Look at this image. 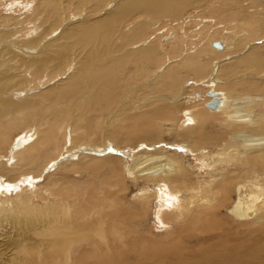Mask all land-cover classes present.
I'll list each match as a JSON object with an SVG mask.
<instances>
[{
  "label": "bare ground",
  "instance_id": "obj_1",
  "mask_svg": "<svg viewBox=\"0 0 264 264\" xmlns=\"http://www.w3.org/2000/svg\"><path fill=\"white\" fill-rule=\"evenodd\" d=\"M111 1L36 0L30 26L34 34L20 40L24 43H19L14 38L16 33L9 31L0 20V145L5 144L11 132L30 123L14 142L12 156L5 160L0 155V177L7 183L16 182L26 174L33 175L29 180L37 179L52 164L44 173V177H49L57 166L55 159L64 153L69 156L66 162L84 155L93 162L110 158V147L119 144L109 142V129H116L122 118L127 119L128 111L142 112L143 119L146 115L150 117L146 122L148 130L164 125L169 134L189 141L185 147L195 151L207 171L206 176L204 180L191 182L178 157L139 142L146 147L135 149L131 167L123 166L120 171L147 184L136 193L137 200L142 202V211L112 202V197L102 194L103 191L97 193L91 184L81 189L86 192L84 195L74 188L68 193L66 199L76 204L72 210L50 203L54 196L62 197L60 188L65 183L45 192L40 206L34 205L28 195L23 196L24 191H30L31 197L38 198L32 180L22 178L21 183L11 186L0 183V236L5 233L2 227L6 222L13 224L11 228L17 238L10 240L11 243L4 241L10 245L9 249L0 243L6 249L0 255V264H62L71 260L72 252L78 264H83V260L85 264H121L135 250L134 264H142V249L147 244L141 235H136L132 219L143 218L153 198L159 201L154 211L158 222L173 231L171 238L161 241L158 248L154 246L155 240L147 245L145 252L149 250L151 254L143 264H153L156 260H160L156 264H264V116L256 112V108H264V76L257 78L261 83L254 87L251 85L254 65L244 71L240 66V63L250 65L253 54L246 52L237 56L232 52L223 60L238 57L233 59L237 63L210 64L208 53L226 55L228 41L208 38L196 50H189L185 43L183 52V37L154 30L159 26L155 21L161 18L164 22L178 19L180 22L176 24L182 26L189 24L191 19L183 12L192 5L191 0H113L110 6ZM84 8H88L87 14L104 13L98 18L96 15L91 22L75 21V18L65 24ZM134 13L141 17L131 19ZM249 21L247 25L252 26L253 20ZM62 23L63 29L57 33ZM149 28L156 32L154 37L145 35ZM154 40L159 41L158 46ZM47 44L50 45L45 49ZM166 48L179 53L172 63L161 53ZM43 49L46 51L41 52ZM166 60L169 62L163 65ZM149 62L157 64L153 73L143 66ZM131 63L134 69L126 70ZM175 64L177 68L173 67ZM256 66L264 71L263 63ZM181 67L207 81L204 98L207 111L198 107L185 111L184 108V119L177 123L182 101L187 100L189 93V88L183 85L185 81L178 79L179 76L173 77ZM25 70L30 80L44 70L46 84L57 78L61 81L44 93L33 92L29 96L23 93L22 97L18 86L25 79L19 80L18 75ZM222 71L226 78L218 80ZM133 75L142 77L139 85L144 91L139 97L137 92L129 93V85L134 87ZM243 80L248 89L236 91L235 86L243 85ZM223 83L232 84V88L221 90ZM151 87H156L154 93L163 90L165 94H146ZM41 101L45 102L44 107L39 106ZM210 114L222 116L221 134H213L208 129L214 123V116ZM92 117L94 122H87ZM152 117L159 118L158 122ZM135 118L138 122L143 120ZM100 131L102 145L91 144V137ZM152 135L153 132L142 139L153 142ZM44 150L56 157H50L39 169L37 159ZM17 174L20 176L13 179ZM149 184L153 188H148ZM105 186L112 187L108 183ZM179 231L183 234L175 240L173 234ZM187 237L195 238V242L204 239L192 247L199 250L195 259L178 255L168 246Z\"/></svg>",
  "mask_w": 264,
  "mask_h": 264
},
{
  "label": "rangeland",
  "instance_id": "obj_2",
  "mask_svg": "<svg viewBox=\"0 0 264 264\" xmlns=\"http://www.w3.org/2000/svg\"><path fill=\"white\" fill-rule=\"evenodd\" d=\"M111 2H110L111 3L110 6L113 4V0ZM35 3H36V0H32L31 3L23 2L21 0H0V20L3 21L2 24L7 25L6 27L9 31L16 33L14 38H16L19 41V43L21 42L24 43V41L20 42V40H26L32 37V35L34 34V31L32 27L30 26L33 25L31 16L33 13L32 11L35 6ZM191 4L192 5L183 12L184 16H188L191 19L189 24L182 26L181 24L179 25L176 24V22L178 21L180 22V20L178 19L177 20L170 19L164 22V20L161 18L160 20L155 21L156 23L159 24V26L155 28L154 30H157V29L158 31L164 30L163 32H165V35L172 34V36H176V38L183 37V42L181 41V43H183L181 46V49L182 50L184 49L183 52H185V48H184L185 43H186L185 46H187V43H188L189 50H193V49L196 50L199 47V45L201 46L202 44L207 43L208 38L214 39V40L228 41L229 51L228 50L226 51L227 52L226 55L224 54L214 55L211 52L208 53L209 56H207V58L211 60L210 64L211 63H215L217 65L221 63L229 64L231 62H235L233 59H238V57H235V58H231V60L229 61L223 60L229 57V55H231L229 53L233 52L237 56H241V54H244L246 52L248 53L251 52L253 54L252 55L253 59L250 60V65L248 63H240V66L242 70L244 71L247 67L254 65V67L251 68V72H252L251 79H253L251 81V85L254 87L259 86L261 83V79H257V78L259 76H264V71L261 72L256 66L257 63L264 64V44H263L264 43V0H191ZM108 9L109 7L106 9L104 8L101 11H106ZM250 10H252V12ZM87 11H88V8L87 9L84 8L82 12L75 13L74 14L75 16L72 15L71 17H69L65 24L72 23L71 21H73V19L75 18H77V20L75 21L83 20L85 22H91L92 20H94V17L96 15H97L96 17L98 18L102 15V13H104V12L101 13V11H99L101 14L97 13L96 15H92V14H87ZM5 15H8V17ZM138 17H141V15L139 16L137 13H134L131 19H139ZM249 18H251L250 21L255 20L256 22L255 21L250 22ZM245 21H246V24L243 25L242 23H245ZM248 21L252 23V26L251 24L247 25ZM168 22L171 23L172 25L169 24ZM63 24L64 23H62L57 33L61 31V28L63 29ZM243 29L245 30V32ZM154 30H151V28H149L145 32V35L147 37L148 36L154 37L156 33ZM154 41H155V45L158 46L159 41L158 40H154ZM135 43L137 42L135 41ZM135 43L133 42V44ZM49 45L50 44L45 45V49H47ZM167 46L168 45H166L165 47ZM45 49H43L41 52L43 51L45 52L46 51ZM252 50H255V51L253 52ZM37 53L39 54L40 52H37ZM161 53L165 54V56L169 58L168 60L171 63L174 62L173 58L175 57V55L179 54L178 51L172 52V50H168L167 48L163 51L161 50ZM168 60H166L163 65H166L169 62ZM235 63H237V61ZM130 65L131 66H128L126 70L132 71L134 69V64L131 63ZM143 66L145 68H148L149 71L152 70V73L157 70V64H155L154 62L145 63ZM175 66L176 64L173 65V67L177 68ZM46 73L47 71L43 70L42 72L38 73V77L34 78L33 80H30L29 77H27L28 70L21 72V75H18L20 76L19 80L25 79V81L22 83L21 87L18 86L19 87L18 93L22 92L20 93L22 97H24L23 93H25L26 96L33 95L32 94L33 92L39 95V93H44L45 89H47L48 87L49 88L55 87L57 84L60 83L61 80L59 81L58 80L59 78H57L53 80L52 82L46 84V82L44 81L45 77L47 78V76H45ZM177 76H179L178 79L184 80L185 82L183 81L184 82L183 85L189 88V93L187 94L188 96L187 100L184 99L182 101V104H183L181 107L182 111L177 116V123H178L182 121V119H184V117L182 116V112L184 110L186 111L187 109L189 110V108L198 107V108L203 109L204 111H207L204 108V103H205L204 98H206L205 92L207 91V89H205L206 87L205 85L207 81H205L204 80L205 78L202 76L197 77V75L192 70H188L182 67L179 69L178 75H173V77H177ZM146 77L147 76H145V78ZM225 78L226 77H224V72L222 71L219 73V76L217 79L221 80ZM141 79H142L141 76H134V75L132 76L134 87L132 85H129V89H130L129 93H132L134 91V92H137L138 97L141 95V92L144 91L143 88L139 85ZM245 80H243V83H244L243 85L238 84L237 86H235L234 89L239 92L247 90L248 84L244 82ZM192 85L194 86L192 87ZM126 88H128V86ZM155 88L151 87L150 90L146 92V94L152 93L158 96L165 94L163 93L164 92L163 90L159 91L158 93H154ZM219 88L221 90H223V88H232V84L223 83V85ZM49 101L50 100H48V102ZM39 106L44 107L45 102L41 101V103H39ZM256 112H259L261 115L264 116V108L263 109L256 108ZM142 115H143L142 112L136 113L135 111H128L126 112L127 119L122 118V121L119 124H117V126H115L116 129L114 130L109 129V134H110L109 135L110 139H108L109 142L113 144L115 143L119 144L118 146L110 147L109 153L112 155L110 156V158H106V159L101 158L93 162V161L88 160V159H91L88 155H84L83 157H79L76 160H72L71 162H66V160L69 159L68 158L69 156L67 154L65 155L64 153L63 156H60L57 159H55L57 166H55L56 168L54 167L51 170L52 175L49 177L47 176L44 177L45 175L44 173H45V169L50 168L52 164H49L48 167H46L43 170V172L41 173V176H39L37 179L35 178V179L29 180V178L33 176L31 174H26L24 176H20V174H17L15 176H12V178L16 179L20 176L21 178L19 177L18 179L19 182L16 181L13 183H7L5 178L0 177V183L2 186H11V185H18L19 183H21L23 179H28L29 181L32 180L34 183L33 188H34V191H36L38 198L31 197L30 191H24L25 193L23 194V196L28 195L32 203L34 205H39V206L42 205L43 196L44 194L46 195L45 192H47L50 188L54 186L65 183V186H62L60 188V191L63 192V195H61L62 197L54 196L53 199L50 200V203L52 204V206L61 205L64 208L69 207L72 210H74V206L76 204L72 205V203L70 204L71 201L66 199V196L68 195V193L72 191V189L74 188L76 190H80V193L84 195L86 192L81 189L91 184L97 193H100L103 191L102 194H106L107 196L112 197V202L116 201L119 204H123V206L128 205V206H134L135 208L138 207V209L141 210L142 202L137 200L136 193L140 192L141 189H145L146 187L144 186H146L147 184H144L145 183L144 180L136 181L133 178L128 177L124 173H121L120 169H123V166H127L128 168L131 167V164H132V162L130 161L131 154L135 152V149H140L142 146L146 147L145 143L149 144L150 147H154L158 151L162 150L164 152H167L169 155L178 157L182 167L187 171L188 175H190L191 182L195 183L197 179L204 180L203 177L206 176V172H207L206 169H204L201 161L197 158L195 151L187 150V148L185 147L186 146L185 144H188L190 142L187 140H183L181 136L178 137L176 136V134L170 133L171 134L170 135L168 132H166L167 131L166 129L164 130V128H166V126L164 125H161L160 127L157 126L156 128L150 127V129L148 130V125L146 124V122L150 119V117H147L146 115L145 118L143 119V117H141ZM210 115L214 116L212 118L214 120V123L211 124V126H209L208 129L213 134L215 133L221 134L223 131V127L221 123L222 116L220 114H210ZM135 116L143 120L138 122ZM151 119L156 120L157 122L159 120V118H153V117ZM87 122L93 123L94 118L92 117L88 119ZM29 125L30 123L24 126L27 127ZM169 125L170 124H168L167 126L169 127ZM137 126H144L146 129L145 130H141V129L135 130L134 127H137ZM172 126L173 125H171V127ZM25 127L11 132L9 136H7V139H6L7 141L5 142V144L0 145V155L4 157L5 160L6 158L9 159L12 156L11 150L14 148L16 140L20 136L23 135V131L25 130L24 129ZM151 132H153V135H152L153 142L150 141L148 138L142 139L143 136L145 135L147 136V134ZM100 133L101 131L98 134H96L95 137H91L92 138L91 144L102 145L103 141H102V137H100L99 135ZM154 135H155V138L153 137ZM106 139L107 138H105V140ZM139 142H145V143H139ZM151 143H152V146H151ZM208 149L210 148L208 147ZM75 151L77 152L78 149ZM43 152L44 153L40 154L37 159L38 161L37 164L39 166V169H41L44 166V163L50 157L52 159L56 157V154H51L47 150H44ZM86 153L91 154L89 152H86ZM209 161L210 160H208V162ZM57 167L59 168L57 169ZM119 180H122L124 182L118 183ZM106 183H108V185L112 187L105 186ZM147 187L151 189L153 188V185L149 184ZM15 195L16 194H11V196L13 197ZM107 201H109V198H107ZM158 204H159V201L153 198L151 202L149 203V209L147 210V214L143 218H141L140 216L138 217L135 216L132 219V227L136 228V231H137L136 235L137 236L141 235L142 241H144L145 244L147 245L151 241L155 240L157 242L156 243L157 245H154L156 248H158L159 245H161V241L165 242L167 237L168 239L171 238L172 231H173V229L167 230V227L162 226L160 222H158L156 218V213L154 214L156 205ZM41 209H44V207H41ZM11 224L8 225L6 222L3 224L2 228L4 229L5 233L2 232L1 233L2 236H0V243H2V245L5 246L7 249L10 248V245L5 243L4 241L11 243L10 240H12L13 238H16L15 232L11 228L13 224L12 225ZM199 227L201 228V224H199ZM11 231L14 234L11 233ZM190 233L195 234V231H192ZM182 234H183V231H179L177 234H173V236L175 240H177L178 237H181ZM199 236H208V235H199ZM208 237H212V236H208ZM16 239H13V240L16 241ZM202 241H204V239L202 238L197 239L195 242V238L187 237L183 241H180V242L178 241L177 243L175 242L174 243L175 245L172 243H169L168 246L173 251L177 252L178 255L183 254L184 256L187 255V257H189L190 259H195L194 255H197L199 253V250L196 248H192V247H194L197 242H202ZM147 245H144V248L146 249L149 248ZM209 245H212V244H209ZM75 249H77V247H75L73 250ZM145 250L142 249L144 254L143 255L141 254L142 257L140 256L141 257L140 261L143 263H145L144 262L145 257L151 254L149 250H147L146 252ZM0 252H1L0 253L1 255L2 252H6V249L0 246ZM190 252L193 254H191ZM158 253H159L158 251L155 252L156 255ZM74 254L75 253L72 252L71 260L67 259L62 264H78L75 261ZM135 255H136V250H135V253L132 252L129 254L128 260L121 261L123 262L121 264H134ZM159 261L160 260H156L153 264H156ZM190 262H193V261L191 260ZM83 264H85L84 260H83Z\"/></svg>",
  "mask_w": 264,
  "mask_h": 264
}]
</instances>
